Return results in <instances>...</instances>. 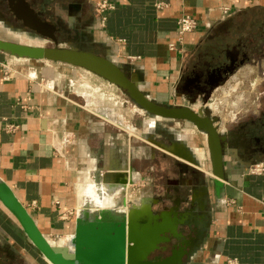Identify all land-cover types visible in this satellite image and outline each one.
<instances>
[{
	"label": "crops",
	"instance_id": "0c3cea01",
	"mask_svg": "<svg viewBox=\"0 0 264 264\" xmlns=\"http://www.w3.org/2000/svg\"><path fill=\"white\" fill-rule=\"evenodd\" d=\"M98 1L0 0V39L94 51L125 67L130 76L139 78L147 95L165 104L179 84L193 81L205 56L200 49L214 31L217 35L225 31L238 16L264 12V0H117L102 27L95 14ZM160 3L166 5L162 10L157 9ZM183 16L195 19L197 29L185 36L181 51H171ZM4 64L14 73L10 80L3 79ZM76 69L0 52V264H52L33 244L7 200L50 245L69 253L75 250L72 242L79 219L122 223L124 216L119 220L110 213L95 215L97 211L64 219L81 203V183L90 182L102 184L110 193L121 189V197L119 193L114 201L124 215L136 207L147 208L157 218L153 225L175 217L181 220L187 248L193 249L185 264H264V173H249L253 164L264 163V152L248 157L238 147L240 125L231 128L233 123L224 120L222 127L218 119L220 133L229 138L225 178L218 187L205 138L193 144L191 137L201 138L202 133L192 124L161 123L168 130L174 126L170 144L187 145L198 165L157 144H161L156 137L160 120L150 119L151 146H145L139 143L142 139L124 129L114 130L82 106L68 76ZM222 80L210 88V96L224 85ZM189 97L191 108L207 93ZM6 124L18 128L9 133ZM180 127L191 136L179 135ZM124 178L127 185L122 184ZM145 216V212L137 215L140 225Z\"/></svg>",
	"mask_w": 264,
	"mask_h": 264
},
{
	"label": "water",
	"instance_id": "95a60500",
	"mask_svg": "<svg viewBox=\"0 0 264 264\" xmlns=\"http://www.w3.org/2000/svg\"><path fill=\"white\" fill-rule=\"evenodd\" d=\"M0 52L19 59L59 63L83 69L124 92L146 116L192 124L206 138L212 175L216 178L214 184L219 187V180H224L225 148L229 138L220 133L219 120L209 113L208 108L195 111L187 106L159 103L142 90L137 76H130L125 67L107 57L98 56L91 50H80L74 46H29L0 39ZM218 84L214 87L219 86ZM210 93H207V97ZM157 144L176 157L198 165L194 153L184 143L173 141L169 146ZM122 184L127 185L128 180L124 178ZM5 202L17 216L33 244L52 264H185V259H189L193 253L192 248H187L189 246L184 236L186 225L181 220L175 217L164 221L161 218V224L153 225L152 221L157 218L153 219L147 208L139 210L136 207L124 215L122 223L109 224L101 219L95 223H83L79 219L77 237L72 242L75 250L69 253L66 248L50 245L16 204L8 200ZM88 212L84 209L83 215ZM142 212L146 216L145 222L140 225L137 215Z\"/></svg>",
	"mask_w": 264,
	"mask_h": 264
},
{
	"label": "rangeland",
	"instance_id": "374dc122",
	"mask_svg": "<svg viewBox=\"0 0 264 264\" xmlns=\"http://www.w3.org/2000/svg\"><path fill=\"white\" fill-rule=\"evenodd\" d=\"M222 31L220 30L218 35L214 31L213 37L203 44L200 53L205 56L201 65L203 63L217 65L221 59L219 54L232 47H240L242 53L246 55V59L244 58L246 61L225 78V81H223L224 85L218 91L214 92L211 96L209 95L206 99L200 97L197 99L198 103H195L191 108L199 111L204 107L208 108L209 104H213V107L208 108L209 113L221 120L220 124L222 127L224 120L228 121V123H233L231 124V128H235V125L251 122L264 124V12L258 11L238 16L236 20L231 22V25L225 28L226 32ZM46 63L50 66L70 67L67 65L60 66L64 64L59 63ZM75 71H77L75 75L68 76H70V83L72 82L71 90L76 97H79L82 106L105 119L114 130L124 129L134 138L138 137L144 141H139V143L145 146L150 145L147 138L152 134L148 132V124L150 119H154L153 117L146 116L117 87L110 85L83 69H76ZM179 85L176 95L171 101L167 100L164 102V105L187 106V104L192 102L191 97L181 90L183 82ZM160 121V124L157 122L158 125H156V137L160 140L161 144H170L174 138L173 136L176 134V130L174 126L170 127V130L164 129L161 123H166V121ZM177 131L179 135L191 136L187 133L188 129L184 127L178 128ZM191 138L193 144L197 145L203 143L205 136L202 134L201 138L200 136H197V138L192 136ZM94 184L95 182H90L87 184L81 183L80 185V201L83 203H79L78 208H80L81 214L83 213L82 207L84 203L89 201L91 202V206H89L91 210L97 211L94 213L95 215L105 212V214H108L107 216L110 213L114 219L121 220L124 216L122 213L124 211L123 208L119 206V208H116L117 210H106L113 204L117 207L114 197L118 196L120 191L115 195H109L106 188L102 187L100 192V190H96L97 186H94ZM93 186L95 187V192L91 191V195L94 196L92 198L88 188ZM103 190L104 193L102 192ZM100 194H102V198ZM120 195L121 193L118 197H121ZM103 209L105 210L104 212L98 211ZM73 217L75 215L71 216V218Z\"/></svg>",
	"mask_w": 264,
	"mask_h": 264
},
{
	"label": "flooded vegetation",
	"instance_id": "af4514ba",
	"mask_svg": "<svg viewBox=\"0 0 264 264\" xmlns=\"http://www.w3.org/2000/svg\"><path fill=\"white\" fill-rule=\"evenodd\" d=\"M217 65L203 63L201 68L194 72L193 81H185L181 90L189 95L196 93H208L210 88L221 80L229 76L237 67L246 60L245 54L240 47L234 48L231 53H224ZM245 58V59H244ZM241 137L237 144L243 152L251 157L264 152V124L245 123L240 125Z\"/></svg>",
	"mask_w": 264,
	"mask_h": 264
},
{
	"label": "built area",
	"instance_id": "2783aa9c",
	"mask_svg": "<svg viewBox=\"0 0 264 264\" xmlns=\"http://www.w3.org/2000/svg\"><path fill=\"white\" fill-rule=\"evenodd\" d=\"M116 1L117 0H99L95 4V14L102 27L105 26L109 13L115 9ZM165 7L166 5L162 3L157 5L158 10H162ZM227 12L228 9H225L224 13L227 14ZM178 25H179V36L177 42L169 46V49L171 51H181L180 49H182V46L184 44L185 36L189 33L194 32L197 29V21L190 16L181 17L180 20L178 21ZM130 60L132 61L133 59ZM2 74L4 80H10L14 75L12 69L7 64H4L2 66ZM17 128L18 127H16L15 125L6 124V130L9 133H13L14 131H16ZM249 173L252 175H262L264 173V163L253 164L249 169ZM79 209L80 208H77L73 211L68 212L67 214L68 217H64V219L71 218V216L74 215L75 217L79 216L81 214L80 212L81 210ZM228 264H236V263L230 261Z\"/></svg>",
	"mask_w": 264,
	"mask_h": 264
},
{
	"label": "bare ground",
	"instance_id": "6f19581e",
	"mask_svg": "<svg viewBox=\"0 0 264 264\" xmlns=\"http://www.w3.org/2000/svg\"><path fill=\"white\" fill-rule=\"evenodd\" d=\"M84 98H85V97H84ZM90 101H91V100H90ZM213 106H214L213 104H209V107H213ZM209 107H208V108H209ZM213 109H214V108H213ZM106 117H107V116H106ZM91 183H92V182H91ZM94 186H97V187H96V190H100V192H101V188H102L101 186H102V184H96V183H95ZM94 186H93V187H89V188L87 187V188L89 189V193H90V195L92 194L91 191H93V193L95 192V187H94ZM82 189H83V188H82ZM88 189H87V190H88ZM106 190H107V189H106ZM85 191H86V190H85ZM118 191H121V189H118V190H116V191L113 192V193H110V192L107 190V193H108L109 195H115ZM97 192H98V191H97ZM102 192L104 193V190H103ZM83 193H85V192H83ZM103 193H102V194H103ZM105 193H106V191H105ZM107 193H106V194H107ZM95 194H96V193H95ZM97 194H98V193H97ZM102 194H100V197H101V198H102ZM80 195H81V194H80ZM88 196H89V195H88ZM91 196H92V198L94 197L93 195H91ZM91 196H90V197H91ZM103 196H104V194H103ZM105 196H106V195H105ZM100 197H99V198H100ZM108 198H109V197H108ZM86 199H87V198H86ZM97 199H98V198H97ZM90 201H91V200H90ZM99 201H100V200H99ZM81 203H83V202H81ZM101 203H102V202H101ZM97 204H99V203H97ZM99 205H100V204H99ZM89 206H91V202L87 201L86 203H84V206L82 207V209H83V210L85 209L86 211H89V212H94V211L91 210V207H89ZM97 207H98V206H97ZM101 208H102V206H101ZM103 208H104V205H103ZM115 208H117V207H116V205L113 204V205L109 206V208H107V209L105 208V209H106V210H108V209L111 210V209H115ZM98 211L103 212V211H105V210L103 209V210H98Z\"/></svg>",
	"mask_w": 264,
	"mask_h": 264
}]
</instances>
